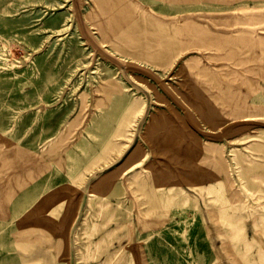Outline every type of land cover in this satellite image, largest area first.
<instances>
[{
    "label": "rangeland",
    "instance_id": "1",
    "mask_svg": "<svg viewBox=\"0 0 264 264\" xmlns=\"http://www.w3.org/2000/svg\"><path fill=\"white\" fill-rule=\"evenodd\" d=\"M129 2L172 34L188 16L202 32L164 49L161 32L132 39L99 0H0V264H82L105 232L112 242L86 263L264 264V148L253 136L264 111L239 118L228 104L229 94L245 114L264 104V0ZM235 29L244 41L217 49V31ZM218 180L225 209L208 189Z\"/></svg>",
    "mask_w": 264,
    "mask_h": 264
},
{
    "label": "bare ground",
    "instance_id": "2",
    "mask_svg": "<svg viewBox=\"0 0 264 264\" xmlns=\"http://www.w3.org/2000/svg\"><path fill=\"white\" fill-rule=\"evenodd\" d=\"M99 1L102 4V5L99 6L100 7L101 14H103V17L106 18V20H108V21L110 20V18H111L110 16L112 14V11H114L115 13H117V12L120 13V15H119L120 21L127 20V24H128L127 26H130L131 25V27H133L134 34H132V39H134L135 34L142 35V37L145 38V36H148V35H153L154 36L155 34L161 32L162 34L155 41L156 44H154V45L159 44L162 47L164 46V49H167V47H166V41H172L173 39H175V37L177 35L179 36V35L182 34L181 37L184 36L187 39V37L190 38L191 36L193 37V35H198L199 33L202 32L201 29H199L200 25L196 21L192 20V18L190 16L184 17V18H178V20H179L178 22L181 25H184V29H183L184 31H178L177 28H175V31H174V29L172 30V31H174V33H173L174 35H173L171 32L168 31V29H166V28H168V27H166L168 24L167 25L166 24L163 25L162 23H164V22H161L160 23V19H156L155 17H151L152 15L149 16V13H148L147 16L150 17V18H155V20L154 19H150V18H149L150 19L149 20L148 18H145V16L142 17V15H141L142 19L139 18V17H137L138 16V13L137 14L134 13L135 10H136L135 9L136 6L134 7L133 3L132 2H129V0H99ZM140 10H143V8L142 9H139V13L142 14L143 11L140 12ZM146 14H147V12H146ZM251 14H253V12H251ZM253 16H254V14H253ZM136 17L139 18L140 20L139 19L137 20ZM162 17H165V16H162ZM250 17H251V15L250 14H247V17H245V19H249ZM166 19H167V17H166ZM116 21L118 22V19ZM189 22H191V23H189ZM192 22H194L195 24L192 23ZM118 25H119V23H118ZM176 26H177V24H176ZM129 29H130V27H129ZM169 29H170V27H169ZM204 33H211V32L209 30L205 29ZM217 33H218V36H217L216 41H219V43H220V44L219 43L216 44L217 49H219L220 51L221 50L227 51V50H225L227 47H235L239 43L243 42L244 39L246 38L248 32H247L246 29H235L234 31H225V32H223V31H217ZM127 34H129V32H125L124 28L121 27L120 28V31H118V33L116 34V36H122L123 37V36H127ZM138 38H140V37H138ZM258 39L261 42V43L258 42V44L261 45V46H264V35L258 36ZM176 41H179V40H176ZM179 42H181V41H179ZM174 45H175V43H174ZM168 46H169V44H168ZM145 47H147V48L149 47L150 48V47H152V44L147 43V45ZM195 57L196 56H190V57L184 58L183 63L184 62L185 63H190L194 59H196ZM228 96H229L228 104L230 106H232V107L235 108V109H233L234 110L233 112L235 113L234 115H236L235 117L238 116L239 118H243V117H246V116H256V114L258 115L260 112H263L264 111V104L262 102H259L258 104L250 105L249 113L245 114L244 113L245 111L241 107V105L237 101H232V99L230 98V96H231L230 94ZM141 101H142V98L141 97H136V98H134V100H133L132 103L126 104L123 107L124 114L126 113V111L129 112L131 110L133 111V110L138 109V107L141 105ZM227 122H228V119H225L224 121L220 122L218 124V126H217V129L222 128V126H224L225 123H227ZM118 128H119V126H118ZM118 128H116V130H115L116 132L118 131ZM172 128L174 129V130L172 129L173 132L175 130H178L177 127H175V128L172 127ZM253 136L256 139H258L257 142H259V144H256L257 146H256V149L255 150L258 151V152L262 151L263 148H264V129L261 130L260 132L254 133ZM198 137H199V139H202L200 136H198ZM103 140L104 139L102 138L101 139V143L102 144L103 143H106ZM75 144H79V143L76 142ZM199 145H200V147L202 149L207 150V152L215 153L216 155L219 156V158L217 156L216 157L215 156L214 157H211L210 160L212 162H217L218 161L220 163V162H222L224 160V157H223V154H222L221 149H219L217 151V148L215 146H213L212 143L204 141L203 143H200ZM136 150L137 151H140L141 150V144L140 143H138L135 146V148L130 152V154L127 156L126 159H128V157H130V156L131 157H134V153H136L134 151H136ZM230 152L233 153V159L237 163H240L242 165L243 172L245 174H247V175H250L251 172H252V170L250 169L249 162L251 163L252 161L251 160H248V162L245 161L244 154L239 153L238 150L232 149V150H230ZM207 162H209V161H207ZM220 164H222V163H220ZM130 167L131 166H129L128 169H130ZM28 173H29V170H25V171H22V172H19L18 174H16V176H17L16 179L19 178V181L21 182L20 184H22L23 182H25V181H23V182L21 181L23 179V176L22 175L28 174ZM213 175H214V173L212 174V176ZM139 176H140V171H134L132 174H130L128 176V180L129 181L136 180ZM97 181H100V182H98L96 185H99V186L102 185V180H100V177L97 179ZM218 182L219 183L217 185L209 184L208 185V189H209L210 192L216 193V198L215 199L218 201V204L221 205V208L222 209H225V208L229 207V199H228V197L224 193V190H223L224 187H221L222 185H220L221 182L219 180H218ZM25 183H23V184L25 185ZM20 184H19L20 187H24V185H20ZM9 199H10V197H9ZM39 199H40L39 201H42V200L44 201L46 199V197L42 195ZM100 206H101L102 209L104 207H107L106 203H103ZM260 219H262V217H260ZM126 225H129V224H126ZM96 227H97V224L96 223L91 224V229L92 230L93 229L98 230ZM130 229H131V227H130ZM93 234L94 233L90 232V233H88V236L87 237L90 239V237ZM110 236H111L110 233H107L106 234V232H105L99 238L98 241H95V242H92L91 241V243H89L86 246L87 253L84 254V257H81L83 259L82 260V264H88V263H86L87 259L88 258H93L95 256V253L97 251H99V248H101V249L104 248V245H103V241L104 240H108L109 242H112L111 239H110ZM58 245H60V244H58ZM89 245H91L93 247L91 249H89ZM55 246H57V245H55ZM88 250L90 251V253H88ZM105 251H106V249H104L102 251V254L105 253ZM109 254L107 255V258L110 256Z\"/></svg>",
    "mask_w": 264,
    "mask_h": 264
}]
</instances>
